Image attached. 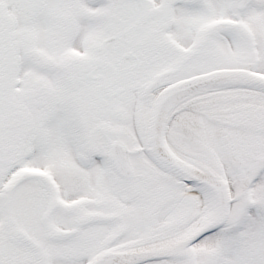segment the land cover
Here are the masks:
<instances>
[{
	"label": "snow or ice",
	"instance_id": "1",
	"mask_svg": "<svg viewBox=\"0 0 264 264\" xmlns=\"http://www.w3.org/2000/svg\"><path fill=\"white\" fill-rule=\"evenodd\" d=\"M0 264H264V0H0Z\"/></svg>",
	"mask_w": 264,
	"mask_h": 264
}]
</instances>
